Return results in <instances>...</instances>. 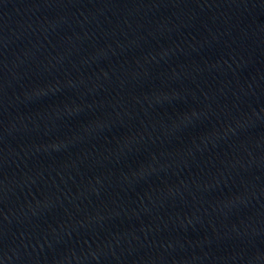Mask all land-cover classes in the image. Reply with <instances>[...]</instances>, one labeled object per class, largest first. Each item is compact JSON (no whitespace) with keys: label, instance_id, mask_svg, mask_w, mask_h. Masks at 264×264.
Here are the masks:
<instances>
[{"label":"water","instance_id":"1","mask_svg":"<svg viewBox=\"0 0 264 264\" xmlns=\"http://www.w3.org/2000/svg\"><path fill=\"white\" fill-rule=\"evenodd\" d=\"M177 0H0V264H132Z\"/></svg>","mask_w":264,"mask_h":264}]
</instances>
